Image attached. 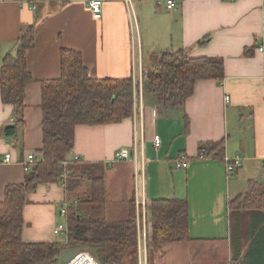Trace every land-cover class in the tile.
Returning <instances> with one entry per match:
<instances>
[{
  "label": "crops",
  "instance_id": "0c3cea01",
  "mask_svg": "<svg viewBox=\"0 0 264 264\" xmlns=\"http://www.w3.org/2000/svg\"><path fill=\"white\" fill-rule=\"evenodd\" d=\"M88 1L42 0L33 10L30 0H0V60L15 52L23 28L33 26L35 47L27 53V67L36 81L27 88L24 128L14 138L0 139V202L7 186L25 181L28 156L38 157L42 148L41 83L60 78L63 50L81 53L96 79H139L158 67L166 50H185L191 58H222L225 78L197 82L182 111L162 107L138 84L133 117L118 124L78 126L68 160L79 156L80 161L68 165V178L84 182L103 176L105 202L91 203L92 182L84 191L75 184L83 194L71 197L60 181L40 185L23 211V241L63 246L66 236L56 237L54 229L67 224L61 215L65 206L119 222L129 218L134 200L142 263L249 264L247 251L240 245L234 251L229 202L244 195L250 181L264 178V0H178L172 11L167 0H133L135 27L123 0H107L99 20ZM133 31L139 36L135 51ZM15 118L14 107L3 104L0 92V130ZM156 136L161 139L158 148ZM221 140H226L223 159H196L201 145ZM137 142L139 161L146 159L141 177H136L138 164L115 160L117 151L133 152ZM6 155H11L10 163L4 162ZM235 157L242 166L227 176L225 159ZM182 159L189 162L187 169L176 168ZM172 198L188 200L191 240L150 254L137 200L150 205ZM255 254L252 264L263 260L262 253Z\"/></svg>",
  "mask_w": 264,
  "mask_h": 264
},
{
  "label": "trees",
  "instance_id": "16d2710c",
  "mask_svg": "<svg viewBox=\"0 0 264 264\" xmlns=\"http://www.w3.org/2000/svg\"><path fill=\"white\" fill-rule=\"evenodd\" d=\"M34 47V27L25 26L16 42L15 52L1 57V100L14 107L16 118L14 124L0 130V139L16 137L19 129L25 126L27 88L36 82L27 67V53ZM224 78L222 58H191L185 50H166L161 53L158 67L148 70L143 89L162 107L182 111L197 82H222ZM137 86L133 77L93 78L81 53L62 51L60 78L41 83L43 145L38 151L39 161L27 170L23 183L6 187L5 198L0 202V264H60L64 250L88 252L98 264H141L134 200L129 218L119 222H110L100 214L86 216L77 205L68 207L67 243L63 246L59 243H26L22 238L23 211L29 196L40 185L61 181L62 163L69 159L73 150L76 128L80 125L118 124L133 117ZM225 148L226 140L203 144L196 159H223ZM90 181L93 186L91 203L102 205L105 202L104 177H91ZM260 186L250 181L248 192L232 199L229 210L264 212V189L260 192ZM66 190H71L68 184ZM147 221L150 223L148 249L157 250L167 244L191 240L187 199L153 200L147 210ZM259 243L248 252L249 264H252L251 256L255 253H262L263 260L256 259L253 264H264V246Z\"/></svg>",
  "mask_w": 264,
  "mask_h": 264
},
{
  "label": "built area",
  "instance_id": "2783aa9c",
  "mask_svg": "<svg viewBox=\"0 0 264 264\" xmlns=\"http://www.w3.org/2000/svg\"><path fill=\"white\" fill-rule=\"evenodd\" d=\"M42 1V0H30V7L35 10L37 9L38 3ZM107 0H90L88 1V7L90 9V11L92 12V15L94 16L95 19H102L103 17V5ZM177 1L178 0H167V9L169 11H172L176 8L177 6ZM222 1H227V2H235L237 0H222ZM123 2L126 4L127 9L131 15V18L133 19V24L135 27V23H136V18L133 12V0H123ZM138 41H139V36L138 34H136L135 31H133V48L134 51L136 50V48L138 47ZM262 51V49H261ZM134 79V85L139 84L140 88L142 90L143 88V83L144 80L146 79V75H143L142 73L140 74L139 79L137 77H133ZM136 91V89H135ZM135 91H134V95H135ZM229 97H226V102L229 103ZM136 112V111H135ZM161 144V139L160 137L156 136L154 138V146L156 148H158ZM138 142L135 144L134 146V151L130 152L128 149H121L119 151L116 152L115 154V160L117 161H125V162H130L133 163L134 165H139L138 171L136 172V177H141L144 175L145 173V167H146V159H144L142 157V159L138 158L139 152H138ZM141 152V151H140ZM38 157L30 154L28 156V160L27 163L24 164L25 170H28L33 164L38 163ZM80 161V157L79 156H74L72 158V160H66L62 163L64 171L62 172V174L60 175L61 178V183L62 186L66 189L67 186V180H68V172H67V167L70 163H76ZM4 162L6 163H10L11 162V155H6ZM225 165H226V174L227 176H231L232 174H234L237 169H239L242 166V159L240 157H235L233 159H229L226 158L225 159ZM189 167V162L185 159L182 160H178L176 163V168L177 169H187ZM138 206L142 208V213L144 215V235H145V240H147V244H148V240H149V233H150V223L148 221H146L147 219V210L148 207L150 206L146 200L144 199H138L137 200ZM142 213L140 214V216L142 217ZM61 215L62 217L67 219V215H68V207L65 206L62 211H61ZM138 221H139V216H138ZM147 222V223H146ZM67 223V222H66ZM139 227V224H138ZM67 231H68V226L67 224H59L55 229H54V235L56 237H63L66 236L67 238ZM139 232H140V228H139ZM84 253V252H83ZM81 253V254H83ZM87 254H89L92 258L93 256L86 252ZM94 259V258H93ZM95 260V259H94ZM96 261V260H95ZM97 262V261H96ZM98 264V263H97ZM141 264H143L141 262Z\"/></svg>",
  "mask_w": 264,
  "mask_h": 264
},
{
  "label": "rangeland",
  "instance_id": "374dc122",
  "mask_svg": "<svg viewBox=\"0 0 264 264\" xmlns=\"http://www.w3.org/2000/svg\"><path fill=\"white\" fill-rule=\"evenodd\" d=\"M135 104V100H134ZM136 111V107L134 105V114ZM257 183H259L261 186L259 188V191L261 192L264 189V178L262 180V176H258L256 179ZM78 183L79 185H82L80 189L86 190L89 188L91 181H84L81 182L79 178L72 179L68 178L67 184L71 187L70 197L73 194H81L80 192L76 191L78 187L75 185ZM248 185L245 186V189L243 193L248 192ZM83 194V193H82ZM235 198V197H234ZM72 199V198H71ZM231 225H232V237L234 240V251H236V248L240 245V250L242 251H251L253 247L255 246V243H258L259 241L264 242V212L260 211H231ZM256 240V241H255ZM252 245V246H251ZM264 246V244L262 245ZM140 250V247H139ZM150 251V254L152 252L158 253L160 250H153L151 247L148 249ZM146 258V252L144 259ZM140 260H142L141 252H140ZM143 264H146V259L143 260ZM231 264H235L232 262Z\"/></svg>",
  "mask_w": 264,
  "mask_h": 264
},
{
  "label": "water",
  "instance_id": "95a60500",
  "mask_svg": "<svg viewBox=\"0 0 264 264\" xmlns=\"http://www.w3.org/2000/svg\"><path fill=\"white\" fill-rule=\"evenodd\" d=\"M83 253L81 250H64L60 255V264H68L75 259L78 255Z\"/></svg>",
  "mask_w": 264,
  "mask_h": 264
},
{
  "label": "bare ground",
  "instance_id": "6f19581e",
  "mask_svg": "<svg viewBox=\"0 0 264 264\" xmlns=\"http://www.w3.org/2000/svg\"><path fill=\"white\" fill-rule=\"evenodd\" d=\"M68 264H97V262L86 252L78 255L75 259Z\"/></svg>",
  "mask_w": 264,
  "mask_h": 264
}]
</instances>
